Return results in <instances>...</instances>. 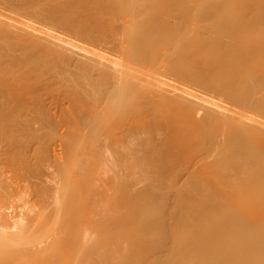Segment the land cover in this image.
Listing matches in <instances>:
<instances>
[{
	"label": "bare ground",
	"instance_id": "1",
	"mask_svg": "<svg viewBox=\"0 0 264 264\" xmlns=\"http://www.w3.org/2000/svg\"><path fill=\"white\" fill-rule=\"evenodd\" d=\"M0 264H264V0H0Z\"/></svg>",
	"mask_w": 264,
	"mask_h": 264
}]
</instances>
